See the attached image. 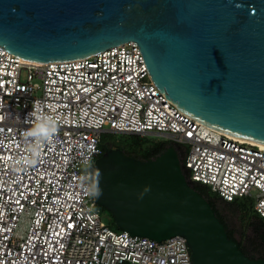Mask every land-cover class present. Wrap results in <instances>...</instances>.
Here are the masks:
<instances>
[{
  "label": "built area",
  "instance_id": "1",
  "mask_svg": "<svg viewBox=\"0 0 264 264\" xmlns=\"http://www.w3.org/2000/svg\"><path fill=\"white\" fill-rule=\"evenodd\" d=\"M40 123L52 125L47 139L26 136ZM106 133L181 146L191 182L264 218V148L181 112L136 43L48 64L0 49V264H192L182 236L157 242L102 221L87 169Z\"/></svg>",
  "mask_w": 264,
  "mask_h": 264
},
{
  "label": "water",
  "instance_id": "2",
  "mask_svg": "<svg viewBox=\"0 0 264 264\" xmlns=\"http://www.w3.org/2000/svg\"><path fill=\"white\" fill-rule=\"evenodd\" d=\"M138 45L151 82L203 126L264 146V0H0V49L30 63ZM87 172L96 207L192 264H264L230 239L174 148L142 161L106 148Z\"/></svg>",
  "mask_w": 264,
  "mask_h": 264
},
{
  "label": "trees",
  "instance_id": "3",
  "mask_svg": "<svg viewBox=\"0 0 264 264\" xmlns=\"http://www.w3.org/2000/svg\"><path fill=\"white\" fill-rule=\"evenodd\" d=\"M106 134L116 136V140L112 143H105L102 136L101 146H104L105 150L106 148L120 149L125 156L142 161L155 160L162 156L169 148H174L180 160L183 175L189 181V185L208 202L217 219L224 226L228 237L238 244L240 250L249 259H264V218L254 212L252 201L248 199H236L232 202H228L221 198L218 194L213 193L209 187L191 182L189 180V172L183 165L186 149L175 145L171 141L162 139L157 140L156 137L152 136ZM102 150L104 153L105 150L103 148ZM101 210L105 211V209L102 208ZM228 210H233L235 213L237 212L239 214L238 219L242 230H237L234 225L230 223V220L227 217ZM113 223L116 228L115 231L121 232L122 230L115 225V222ZM248 230L251 231L252 236H254L257 240H249V238H246V232Z\"/></svg>",
  "mask_w": 264,
  "mask_h": 264
},
{
  "label": "rangeland",
  "instance_id": "4",
  "mask_svg": "<svg viewBox=\"0 0 264 264\" xmlns=\"http://www.w3.org/2000/svg\"><path fill=\"white\" fill-rule=\"evenodd\" d=\"M156 139L161 140V138H157V137H156ZM103 140L105 143H112L116 140V136L109 135V134H103ZM162 140H164V139H162ZM97 210L100 214L102 221L105 222L106 224H108L109 226L111 225L113 230H116V228L114 227V223H113L114 219H113L112 215L107 210L103 211V210H101V208H98V207H97ZM223 212H224V210H223ZM227 217L229 218L230 223H232L237 230H239V231L242 230L241 224H240L239 219H238L239 214L237 212L235 213V211H233V210H228ZM246 238H249V240H257L254 236H252L250 230H248L246 232Z\"/></svg>",
  "mask_w": 264,
  "mask_h": 264
},
{
  "label": "clouds",
  "instance_id": "5",
  "mask_svg": "<svg viewBox=\"0 0 264 264\" xmlns=\"http://www.w3.org/2000/svg\"><path fill=\"white\" fill-rule=\"evenodd\" d=\"M53 128L50 123H40L35 128L26 132V136L37 139H47L52 134Z\"/></svg>",
  "mask_w": 264,
  "mask_h": 264
},
{
  "label": "bare ground",
  "instance_id": "6",
  "mask_svg": "<svg viewBox=\"0 0 264 264\" xmlns=\"http://www.w3.org/2000/svg\"><path fill=\"white\" fill-rule=\"evenodd\" d=\"M205 127H206V126H205ZM207 128H209V127H207ZM209 129H211V128H209ZM213 130H215V129H213ZM216 131H217V130H216ZM218 132H220V131H218ZM221 133H223V132H221ZM223 134H225V135H227V136H229V137H232V138L238 139V140H240V141H242V142L250 143V144H253V145H256V146H260V147L264 148L263 145H260V144H258V143L251 142V141H248V140H244V139H241V138H237V137H235V136H232V135H229V134H226V133H223Z\"/></svg>",
  "mask_w": 264,
  "mask_h": 264
},
{
  "label": "flooded vegetation",
  "instance_id": "7",
  "mask_svg": "<svg viewBox=\"0 0 264 264\" xmlns=\"http://www.w3.org/2000/svg\"><path fill=\"white\" fill-rule=\"evenodd\" d=\"M103 149L105 150V147L103 146Z\"/></svg>",
  "mask_w": 264,
  "mask_h": 264
}]
</instances>
